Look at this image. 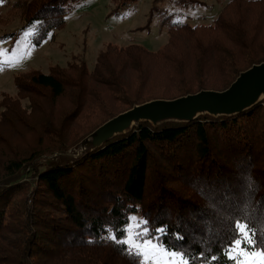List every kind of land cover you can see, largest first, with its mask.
<instances>
[{
	"label": "trees",
	"instance_id": "trees-1",
	"mask_svg": "<svg viewBox=\"0 0 264 264\" xmlns=\"http://www.w3.org/2000/svg\"><path fill=\"white\" fill-rule=\"evenodd\" d=\"M83 1L13 5L22 12L21 30L36 27L39 46ZM136 1L113 0L114 12ZM171 29L158 51L109 45L93 70L75 58L49 72L16 76L17 94L0 101V264H137L107 239L113 232L122 237L134 214L147 219L153 233L165 228L163 242L188 252L194 264L212 255L226 264L233 221L249 215L264 225L261 104L189 123L143 122L79 163L42 162L134 104L203 88L222 91L264 62V0H232L213 25Z\"/></svg>",
	"mask_w": 264,
	"mask_h": 264
},
{
	"label": "rangeland",
	"instance_id": "rangeland-1",
	"mask_svg": "<svg viewBox=\"0 0 264 264\" xmlns=\"http://www.w3.org/2000/svg\"><path fill=\"white\" fill-rule=\"evenodd\" d=\"M15 1L0 3V49L5 51L3 63L0 64V101L6 94L16 95V76L32 69L49 72L54 65L64 67L78 58L85 59L89 70H93L99 53L109 45L120 48L138 44L151 51H158L170 40L174 32L171 29L172 25L181 23L191 27L213 25L215 18L232 0H189V6L181 4L179 0H138L118 13L114 12L113 0H85L67 17L62 29L54 30L39 46L34 43L35 26L21 30L24 23L23 16L20 10L14 8ZM13 33L15 37L9 36ZM6 35L8 37L4 38L7 39L1 38ZM183 37L186 35H182L180 39ZM21 102L27 106L29 100L26 98ZM259 104L264 107V99L257 105ZM201 116L203 115H199L196 119ZM136 126L138 125L132 130ZM92 132L68 149L54 150L49 155L43 156L42 162L60 164L65 159L54 156L55 153L69 151ZM16 142L22 144L23 140ZM42 147L49 146L44 143ZM26 180L31 181L30 178ZM134 215L142 218L141 215Z\"/></svg>",
	"mask_w": 264,
	"mask_h": 264
},
{
	"label": "water",
	"instance_id": "water-1",
	"mask_svg": "<svg viewBox=\"0 0 264 264\" xmlns=\"http://www.w3.org/2000/svg\"><path fill=\"white\" fill-rule=\"evenodd\" d=\"M264 99V62L242 71L225 90L203 89L175 99H156L134 105L109 119L67 152L55 153L64 158L58 165L77 163L117 135H123L141 122L154 127L165 122H191L199 115L233 116Z\"/></svg>",
	"mask_w": 264,
	"mask_h": 264
},
{
	"label": "snow or ice",
	"instance_id": "snow-or-ice-1",
	"mask_svg": "<svg viewBox=\"0 0 264 264\" xmlns=\"http://www.w3.org/2000/svg\"><path fill=\"white\" fill-rule=\"evenodd\" d=\"M3 2L0 0V3ZM4 55L5 51L0 49V64L3 63ZM129 220L131 222L123 230L122 237L113 232L107 239L122 245L126 253L137 260V264H194L195 258L188 252L163 242L161 235L166 232L165 228H158L153 233L147 219L133 215ZM224 257L226 264H264V225L258 226L249 215L236 218ZM201 259H204L203 256ZM220 259L212 255L205 264H217Z\"/></svg>",
	"mask_w": 264,
	"mask_h": 264
}]
</instances>
